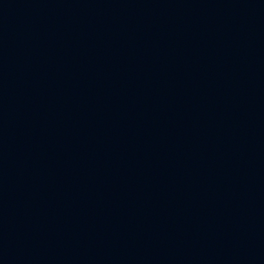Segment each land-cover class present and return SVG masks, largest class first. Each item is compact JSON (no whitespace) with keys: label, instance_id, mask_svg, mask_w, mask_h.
<instances>
[{"label":"water","instance_id":"95a60500","mask_svg":"<svg viewBox=\"0 0 264 264\" xmlns=\"http://www.w3.org/2000/svg\"><path fill=\"white\" fill-rule=\"evenodd\" d=\"M0 264H264V0H0Z\"/></svg>","mask_w":264,"mask_h":264}]
</instances>
